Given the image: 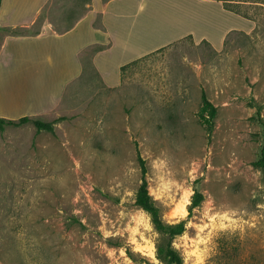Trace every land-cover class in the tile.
<instances>
[{
	"label": "rangeland",
	"instance_id": "obj_1",
	"mask_svg": "<svg viewBox=\"0 0 264 264\" xmlns=\"http://www.w3.org/2000/svg\"><path fill=\"white\" fill-rule=\"evenodd\" d=\"M201 1L252 26L216 20L212 38L242 27L215 44L190 23L166 41L182 27L174 16L196 5L167 0L173 10L148 13L146 24L164 43L117 84L96 72L90 51L82 71L53 52L29 67L0 57V116L56 121L54 132L32 122L0 129V264H167L157 256L164 235L135 202L138 149L163 219L186 220L173 239L183 264H264V172L255 164L264 146V0ZM89 6L50 0L33 27L5 34L32 32L37 48L43 24L63 32ZM203 89L218 109L212 131L198 115ZM196 191L203 200L190 214Z\"/></svg>",
	"mask_w": 264,
	"mask_h": 264
},
{
	"label": "crops",
	"instance_id": "obj_2",
	"mask_svg": "<svg viewBox=\"0 0 264 264\" xmlns=\"http://www.w3.org/2000/svg\"><path fill=\"white\" fill-rule=\"evenodd\" d=\"M50 0H2L0 8V57H10L21 65L28 67L30 60L37 55L48 52L60 58L69 59L79 71L83 69L82 55L90 51L92 67L101 74L108 84H117L122 80L121 67L128 64L148 51L158 48L162 43L161 35L147 33L148 25L153 21L149 18L153 12L162 9H172L167 0H90L88 10L77 18L70 28L63 32H52L50 23L42 25V45L36 48L35 36L31 32L26 34L6 33L8 29L31 28L35 25L40 12L47 6ZM178 2V1H177ZM176 2V4H178ZM193 4V1H191ZM193 12L183 15H175L176 23L182 25L177 30H171L166 41L175 38L185 32H191V28L198 27L196 33L202 38L218 44L225 36L227 30H234L242 26L230 24L221 36L212 38L210 27L214 22L227 21L228 19L244 20L243 26H252L249 18L227 9L224 4L210 3L194 0ZM197 6V10L195 7ZM142 10V11H141ZM148 10V11H147ZM173 10V9H172ZM142 12V14H140ZM98 13L101 14V22L96 23ZM244 17V18H242ZM216 18L214 21L213 19ZM246 18V19H245ZM249 19V20H247ZM149 21V24L146 25ZM205 25V32H200V24ZM192 25L194 26H190ZM197 23V24H195ZM199 23V25H198ZM205 24V23H204ZM146 25V26H144ZM188 26V28H186ZM138 32L134 35L136 27ZM143 26V27H142ZM185 31V32H184ZM211 34V35H210ZM153 35V36H152ZM112 41V43H111ZM99 46H103L99 49ZM120 53L124 57L117 59ZM87 54V53H86ZM3 63H0V67Z\"/></svg>",
	"mask_w": 264,
	"mask_h": 264
},
{
	"label": "trees",
	"instance_id": "obj_3",
	"mask_svg": "<svg viewBox=\"0 0 264 264\" xmlns=\"http://www.w3.org/2000/svg\"><path fill=\"white\" fill-rule=\"evenodd\" d=\"M1 4H2V0H0V8H1ZM225 7L235 13L247 17L246 15H243L237 10L231 9L228 6ZM102 48L103 46H99V49L97 50H100ZM137 61H139V59H136L128 64H125L124 66L121 67V70L122 71L125 70L127 66ZM201 100H202V105L198 115L202 123L208 126L209 131H212L215 124V117L217 116L218 113L217 106L213 101H211L206 90L204 89L202 90ZM64 118L65 117H61L60 119H64ZM29 122H32L35 125L38 132L40 131L54 132L55 130L56 121H46L40 118H33L29 115H25L17 119L0 116V129H4L6 128V126H20ZM137 157L141 168L142 182L137 190L135 202L138 206H140L142 209H144L146 212L149 213L155 228L164 235V241L158 244L157 256L161 260L165 261L167 264H183L184 263L183 256L178 251V249L174 247L173 239L176 236L181 235L185 231L186 220H181L176 223H169L163 219L161 214V209L157 205L156 200L154 199L152 194L150 193L149 182L147 178L148 167L146 160L142 156L139 149L137 150ZM255 164L258 167H260L264 172V146L262 148L261 156L255 162ZM202 200H203V194L200 191H196L193 196L192 202L189 206L190 214L193 212L194 208L198 207L201 204Z\"/></svg>",
	"mask_w": 264,
	"mask_h": 264
}]
</instances>
